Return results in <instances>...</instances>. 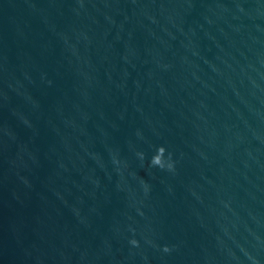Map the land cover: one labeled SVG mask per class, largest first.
<instances>
[{"label":"water","instance_id":"95a60500","mask_svg":"<svg viewBox=\"0 0 264 264\" xmlns=\"http://www.w3.org/2000/svg\"><path fill=\"white\" fill-rule=\"evenodd\" d=\"M0 264H264V0H0Z\"/></svg>","mask_w":264,"mask_h":264}]
</instances>
